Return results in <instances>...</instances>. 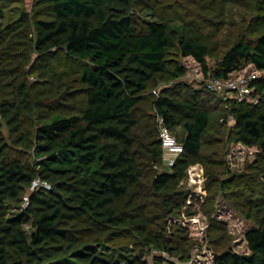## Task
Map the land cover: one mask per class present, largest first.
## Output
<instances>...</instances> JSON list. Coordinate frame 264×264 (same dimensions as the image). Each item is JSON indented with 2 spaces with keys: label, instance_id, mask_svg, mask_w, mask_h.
<instances>
[{
  "label": "trees",
  "instance_id": "trees-1",
  "mask_svg": "<svg viewBox=\"0 0 264 264\" xmlns=\"http://www.w3.org/2000/svg\"><path fill=\"white\" fill-rule=\"evenodd\" d=\"M42 1L48 12L34 21L35 52L46 55L62 49L81 62L75 81L82 88L84 104L76 113H53L39 121L31 163L19 156L6 158L5 146L0 144V212L7 201H17L29 188L24 209L0 221V264H144L109 248L99 238L82 241L68 223L84 220L92 225H115L116 202L141 185L145 171L136 152L134 111L158 76L185 74L183 64L169 61L170 54L193 58L207 78L254 75L252 83L262 90L264 34L254 41L238 40L210 70L208 46L200 36H189L158 17L138 23L133 9L143 0ZM154 91L151 103L156 114L172 133L182 127L181 138L173 135L184 149L174 172L152 177L156 192L170 193L184 177L188 163L194 162L186 157L197 156L206 131L228 115L234 118L235 143L254 147V155L264 156V95L256 103L232 100L225 107L207 89L184 98L168 88ZM204 94L216 97L212 111L200 104ZM18 96L20 100L7 110L0 107L11 124L21 119L20 104L31 111L24 86H19ZM154 144L147 148L151 160L161 158L158 131ZM168 205L164 209L178 210L182 202ZM29 222L33 230L28 237L23 225ZM244 239L248 253L226 249L214 255V264H264V225L250 228Z\"/></svg>",
  "mask_w": 264,
  "mask_h": 264
},
{
  "label": "rangeland",
  "instance_id": "rangeland-1",
  "mask_svg": "<svg viewBox=\"0 0 264 264\" xmlns=\"http://www.w3.org/2000/svg\"><path fill=\"white\" fill-rule=\"evenodd\" d=\"M47 12L42 0H0V107L7 110L17 102L18 88L24 86L31 109L29 112L20 104L22 116L17 124L0 113V144L5 146L6 158L19 156L27 163L32 162L39 121L53 113H76L84 104L82 88L75 81L81 62L62 49L46 55L35 52L34 21L45 18ZM133 14L139 24L158 17L189 36H200L208 46L210 70L238 40L254 41L264 34V0H143L135 5ZM168 59L183 64L185 74L158 76L142 93L144 101L134 111L136 152L145 171L141 185L116 202L115 225L75 220L68 226L82 241L99 238L109 248L144 264H214V255L226 249L248 253L245 233L264 225V156L254 155V147L235 143L234 124L219 119L204 134L200 153L186 157L194 162L188 163L184 177L170 193L153 189L155 173L174 169L164 163L163 152L154 160L147 152L155 146L158 131L152 93L168 88L181 94L180 98L198 95L195 92H205L208 79L193 58L170 54ZM211 95L200 97V104L212 111L216 97ZM172 130L182 137V127ZM28 191L15 202H6L0 221L24 209ZM173 201H181L182 207L164 209ZM23 229L29 237L31 222ZM10 258L12 262V255Z\"/></svg>",
  "mask_w": 264,
  "mask_h": 264
},
{
  "label": "built area",
  "instance_id": "built-area-1",
  "mask_svg": "<svg viewBox=\"0 0 264 264\" xmlns=\"http://www.w3.org/2000/svg\"><path fill=\"white\" fill-rule=\"evenodd\" d=\"M255 78L254 75L248 77L234 79L228 78H208L205 84V89L217 94L220 100L227 107L229 101H247L253 102L257 98L264 95V88L262 90L252 83ZM154 93H156L154 91ZM223 120V119H222ZM156 122L158 126V137L163 152L164 163L168 167H173L177 159L183 153V145L177 141L175 136L171 133L169 128L165 125V121L161 115L156 114ZM225 122L233 123L234 118L232 115H228ZM199 174H197L198 176ZM197 181V180H196ZM37 181L33 183V186L37 185ZM32 186V187H33ZM27 201V199H26Z\"/></svg>",
  "mask_w": 264,
  "mask_h": 264
}]
</instances>
